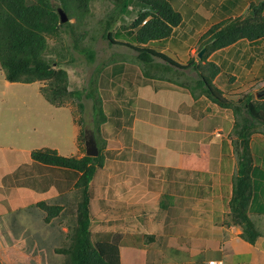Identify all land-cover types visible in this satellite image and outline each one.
<instances>
[{
	"label": "crops",
	"instance_id": "0c3cea01",
	"mask_svg": "<svg viewBox=\"0 0 264 264\" xmlns=\"http://www.w3.org/2000/svg\"><path fill=\"white\" fill-rule=\"evenodd\" d=\"M168 1L181 14L182 23L170 38L153 42L150 48L181 65L191 59L198 62L199 50L190 46L201 43V37L213 25L247 16L251 4H264V0ZM192 22L215 23L204 27ZM260 43L264 46V38L253 42L243 39L208 57L207 62L221 69L214 84L228 101L261 98L258 94L264 92V47L256 46ZM237 47L248 54L242 61L238 60ZM134 52H123L135 58L134 64L124 59L108 62L102 72L111 84H99V93H105L100 99L106 121L100 126L99 136L103 165L97 168L90 184L92 237L96 233L98 242H112L120 236V264H148L149 251L166 249L178 254L182 250L199 252L197 257L211 253L208 264H227V259L235 263L231 254L241 255L244 250L251 259L264 256V134H254L250 141L254 197L249 214L261 234L251 245L240 237L241 228L229 222V201L237 173L233 111L205 96L194 98L187 88L173 82L176 79L145 77ZM171 69L181 76L189 71ZM82 131L76 118L72 134L77 153L72 157L86 155L85 143L80 140ZM29 167L1 180V194H14L16 201L6 203L0 217L6 210L26 213L35 209L41 211L37 216L45 221L47 214L37 207L38 203L61 207L59 215L45 221L49 234L37 233L36 238H29V242L35 239V244L46 245L43 250L47 251L66 230H56L62 225L61 218L74 212L76 218L79 173L35 162L31 171ZM26 218L30 226V217ZM112 220L117 221L112 224ZM144 229H156V240L147 239L141 232ZM222 247L231 252H222Z\"/></svg>",
	"mask_w": 264,
	"mask_h": 264
},
{
	"label": "trees",
	"instance_id": "16d2710c",
	"mask_svg": "<svg viewBox=\"0 0 264 264\" xmlns=\"http://www.w3.org/2000/svg\"><path fill=\"white\" fill-rule=\"evenodd\" d=\"M69 17L78 15L83 19L89 11L92 0H55ZM137 1V0H136ZM142 10L134 28L133 42L114 38L112 27L120 18L129 12L132 0H114L115 9L105 21L106 38L110 45H121L137 52V62L145 77L168 81L171 78L160 75L157 70L168 71L170 68L193 70L196 80L187 83H174L187 88L194 98L205 96L222 108L231 109L235 116L232 139L237 159V173L233 181V190L229 201L230 224L240 227V237L247 243L255 245L261 236L257 225L251 219L249 210L254 197V182L252 179L253 156L250 141L254 134H264V92L261 98L247 97L237 103L228 101L223 92L214 84L221 69L213 62H207L214 52L225 49L240 40L257 41L264 38V4H251L248 15L213 25L202 37L199 52L210 45L198 62L191 59L181 65L168 55L160 53L150 44L170 38L173 31L182 23L181 14L176 11L168 0H138ZM71 23H61L53 0H0V66L5 72V78L10 83L48 82L49 90L44 88L46 99L52 104L63 103L64 97L71 94L68 88L69 74L66 69L47 59L48 37L58 34L62 27H70ZM76 41V40H75ZM75 48L84 52L93 62L94 50L91 47ZM91 59V60H90ZM161 59L164 66L156 63ZM150 72V75L148 74ZM152 72V74H151ZM172 80V79H171ZM49 91V92H48ZM75 94V93H74ZM93 134L97 141L99 156L82 158L65 157L56 150L45 149L33 151L32 159L40 164L65 168L79 173L76 183L81 193L76 201V226L71 236L68 248L59 250L67 257V264H120V236L112 242L93 243L90 215V184L103 165L102 149L99 143L100 126L106 121L101 99L93 100ZM80 108L84 106L80 104ZM85 139L82 131L80 140ZM244 141L243 146L241 142ZM47 214L46 223L59 215L61 207L38 203ZM1 264V263H0Z\"/></svg>",
	"mask_w": 264,
	"mask_h": 264
},
{
	"label": "rangeland",
	"instance_id": "374dc122",
	"mask_svg": "<svg viewBox=\"0 0 264 264\" xmlns=\"http://www.w3.org/2000/svg\"><path fill=\"white\" fill-rule=\"evenodd\" d=\"M28 1L35 2L36 0ZM53 2L57 8L60 7L58 1L53 0ZM114 9V0H92L90 11L83 19L75 14L71 17L68 16L71 23L70 27H62L58 34L48 37L47 59L68 71V88L73 94L66 95L61 104H51L46 99L45 92L49 90L48 82L10 83L6 80L5 72L0 66V182L3 178L19 175L20 170L29 166L31 171V165L35 162L31 157L33 151L58 149L59 153L66 157H72L74 153H77L72 134L76 118H79L85 135V139H81L82 143H85L86 138L93 134V100L102 98V95L105 96V93L102 95L99 93L101 82L111 84L107 74L104 75L106 72L102 71L108 62L124 59L127 63H136L135 58L130 55L135 53L133 49L121 45H110L109 40L106 38L105 21ZM141 10L142 4L138 0H132L129 12L122 16L119 22L112 27L115 39L129 41L132 38L133 33L137 31L133 24ZM206 13L207 15L213 14V12ZM192 23L205 27L215 22ZM130 42H133V40H130ZM75 43L83 49L91 47V50H94L95 53L94 61H89L84 52L77 50ZM262 44H256V46H259L258 48L264 47ZM190 47L199 50L201 43L196 44L195 42ZM236 50H239L237 52L239 61H242V57L248 56L245 53L246 50L239 47ZM155 62L157 63V61ZM159 62L164 63L161 59H159ZM229 71H232V69ZM157 72L160 75L184 83H188L192 77L193 80L197 78V74L193 70L187 71L185 76L175 73L172 69L163 71L158 68ZM44 88L46 89L45 92L43 91ZM260 94L262 92L258 95ZM80 104L84 106L83 109L80 108ZM23 177L26 176L23 175ZM80 197L81 193L78 190L77 200L75 201H79ZM0 200L3 201L0 203V210L2 207L3 210L6 209V203H10L12 200L16 201L14 194H1V192ZM68 207H70V204ZM73 209L74 207L71 208V213ZM40 212L39 210L38 213ZM3 213L4 216L0 217L1 264H67V257L59 250L68 248L71 243V236L76 226L75 212L72 216H68V213H66L67 217L61 218L62 225L57 226L56 230H61L62 227L66 230L61 231L60 238L57 237L58 240L54 245L47 247V251L43 250L46 249L43 248L46 245L37 242L35 244V239L29 242L31 235L36 238L37 233L49 234L48 226L45 221H42V216H37L38 213L35 209H31L26 213L25 211L11 213L7 210ZM26 217H30V226L25 223L27 221ZM150 218L152 219V217ZM112 221L113 224L117 220ZM55 223H58V221ZM42 227H44V230ZM106 230H109V227ZM144 231L141 230L147 239L153 238L156 240L155 238L158 236L154 234L156 229H144ZM96 235L95 233L92 237L95 244L100 241ZM136 240L134 241L137 243ZM6 241H14V243L10 244ZM34 245L35 249H31ZM137 245H142V243H137ZM217 249L220 250L219 247ZM221 249L222 252L227 250L231 252L228 248L222 247ZM198 254L199 252L186 250H182L179 254L167 249L165 251H149L148 264H195L198 262V264H208L209 258L212 257L211 253L208 252L197 257ZM231 257L235 263L227 259V264H264V256L258 255L251 259L246 250L241 255L231 254Z\"/></svg>",
	"mask_w": 264,
	"mask_h": 264
},
{
	"label": "water",
	"instance_id": "95a60500",
	"mask_svg": "<svg viewBox=\"0 0 264 264\" xmlns=\"http://www.w3.org/2000/svg\"><path fill=\"white\" fill-rule=\"evenodd\" d=\"M59 17H60V22L61 23H67L69 21V17L67 13L61 8H57ZM210 45L205 46L198 54V58L201 59L203 55L206 53ZM244 141L241 142V145L243 146ZM85 146H86V155L89 157H97L99 156V149L97 145V141L95 139V136L92 134L89 138H86L85 141Z\"/></svg>",
	"mask_w": 264,
	"mask_h": 264
},
{
	"label": "clouds",
	"instance_id": "9594fccd",
	"mask_svg": "<svg viewBox=\"0 0 264 264\" xmlns=\"http://www.w3.org/2000/svg\"><path fill=\"white\" fill-rule=\"evenodd\" d=\"M94 135V134H93Z\"/></svg>",
	"mask_w": 264,
	"mask_h": 264
}]
</instances>
